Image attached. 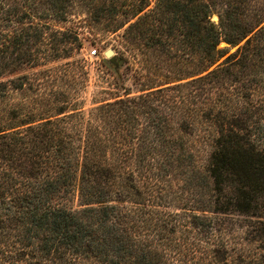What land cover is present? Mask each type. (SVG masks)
Masks as SVG:
<instances>
[{"label":"trees","instance_id":"1","mask_svg":"<svg viewBox=\"0 0 264 264\" xmlns=\"http://www.w3.org/2000/svg\"><path fill=\"white\" fill-rule=\"evenodd\" d=\"M0 264H264V0H0Z\"/></svg>","mask_w":264,"mask_h":264},{"label":"rangeland","instance_id":"2","mask_svg":"<svg viewBox=\"0 0 264 264\" xmlns=\"http://www.w3.org/2000/svg\"><path fill=\"white\" fill-rule=\"evenodd\" d=\"M214 20L217 21V17H214ZM122 33L123 30H121L117 34L100 31L98 37L99 41L93 46H87L86 49L81 53L87 61L86 65L89 71V79L86 83V89L82 95L86 108H90L93 106V100L96 97L100 98L99 101L105 99V96L97 94L98 90H100V88L98 87V80L100 78L99 76L102 75V70H109L115 76L119 77L122 80L124 79V84L127 88L136 87V79L133 77V74L134 70L138 69L141 65L140 57H135L134 53H130V51L126 49L121 40ZM225 47H227V45L224 43L220 46V48ZM110 49L114 51V56L116 59L115 63H112L105 57V52ZM94 51H97V54H94ZM234 51L235 49L232 50V52ZM121 57H123V59ZM100 58H102L106 62V67L101 66ZM18 102V99H14L11 103L14 104ZM75 205H78V203L76 202ZM171 251L172 250H169L167 252L169 256V262H178V259L182 256Z\"/></svg>","mask_w":264,"mask_h":264},{"label":"water","instance_id":"3","mask_svg":"<svg viewBox=\"0 0 264 264\" xmlns=\"http://www.w3.org/2000/svg\"><path fill=\"white\" fill-rule=\"evenodd\" d=\"M105 57L109 59L112 63H115L116 61L114 51L111 49L105 52Z\"/></svg>","mask_w":264,"mask_h":264}]
</instances>
